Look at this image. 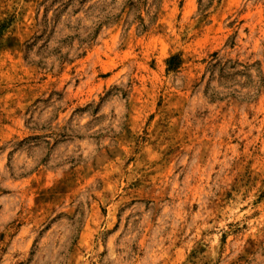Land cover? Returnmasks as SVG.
I'll use <instances>...</instances> for the list:
<instances>
[{"label":"rangeland","instance_id":"obj_1","mask_svg":"<svg viewBox=\"0 0 264 264\" xmlns=\"http://www.w3.org/2000/svg\"><path fill=\"white\" fill-rule=\"evenodd\" d=\"M0 264H264V0H0Z\"/></svg>","mask_w":264,"mask_h":264},{"label":"trees","instance_id":"obj_2","mask_svg":"<svg viewBox=\"0 0 264 264\" xmlns=\"http://www.w3.org/2000/svg\"><path fill=\"white\" fill-rule=\"evenodd\" d=\"M173 59H174V57H171V58L169 59V62H171Z\"/></svg>","mask_w":264,"mask_h":264}]
</instances>
